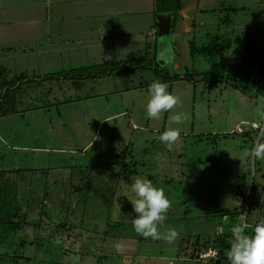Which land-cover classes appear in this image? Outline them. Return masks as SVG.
Listing matches in <instances>:
<instances>
[{
	"label": "rangeland",
	"instance_id": "1",
	"mask_svg": "<svg viewBox=\"0 0 264 264\" xmlns=\"http://www.w3.org/2000/svg\"><path fill=\"white\" fill-rule=\"evenodd\" d=\"M177 2L173 8L179 9L173 16V23L197 27L194 30L199 31L191 33L195 36L191 40L199 46L215 38L219 40L217 34H206V30L211 31L216 24L221 25L223 17L227 22L225 28L231 27L227 25L231 23L239 28L233 33L224 32L225 38L221 40L224 46L230 45L216 58L218 65L230 66L225 73L213 74L211 79L207 76L210 80L208 84L205 80L193 84L183 80L169 84L168 91L178 96L180 103L159 118H153L149 126L144 123L147 122L144 104L145 97L148 99L147 92L141 102L133 105L130 102L127 113L119 118L121 130L118 138L124 133L132 139L146 136L150 143L154 139V145L148 146L150 150L135 152L137 157L144 156L146 159H150L146 156L148 154L158 155L160 163L164 164L166 178L149 177V180L161 188L164 184L165 195L171 202L159 230L166 232L168 228H175L177 238L168 243L138 235L131 223L135 213L131 206L126 208V203L130 201L125 197H119L121 200L114 197L119 178L90 176L84 182L81 179V186L87 184L86 188L76 190L69 185L70 190L63 198L65 216L55 220L43 212L44 217L34 218L41 234L32 240H19L27 223L24 213H19L14 199L5 203L0 208V264H228L225 251L229 247L230 228L236 218L242 211L245 212L250 225L246 230L249 234L252 226L259 219H264V187L255 184L259 159L247 156L248 167L242 178L231 177L232 172L224 174L221 169L215 171L219 165L228 164L227 158L232 157L235 160L233 164H243L244 153L250 152L256 142H264V0ZM150 21H154L152 12ZM182 35L186 33L179 36ZM163 40L168 42L166 37ZM179 44L180 49H176L178 65L166 68L168 72L185 74L212 68L211 62L200 54L190 59L187 42L183 39H179ZM157 54L163 55V51ZM159 57L162 56L155 57L157 62L162 61ZM144 60V56L138 59L139 63ZM147 77H144L146 82L149 81ZM149 78L154 80L153 76ZM155 78H158L157 74ZM150 83L144 88L147 89ZM176 112L184 116L181 124H174L170 119V115ZM254 121L256 126H252ZM104 126L96 142L98 144L100 140L106 141L102 137L108 128ZM167 127L181 129L179 140L171 151L161 143L158 148L155 143L156 136ZM0 137V167L10 168L13 166L14 151L9 138L6 135ZM23 154V161H26L30 152ZM225 154L228 156L225 157ZM111 168L114 170L117 166ZM187 173L191 176H184ZM15 179L12 170L1 172L0 186L13 185ZM240 180L241 184L232 191V183ZM105 184L107 188L103 187ZM123 187L125 192L126 187ZM131 194L134 196V193ZM37 210L30 212L38 214ZM107 214L112 216L110 220ZM87 216L95 226L94 229L87 228L85 233L83 227ZM117 223L120 224L116 226ZM64 227L69 228L70 234L63 237L69 236V239H50ZM116 228L122 229L117 231ZM114 230L116 234H109ZM95 232L97 236L93 234ZM21 248L27 250L26 255L19 254Z\"/></svg>",
	"mask_w": 264,
	"mask_h": 264
},
{
	"label": "crops",
	"instance_id": "2",
	"mask_svg": "<svg viewBox=\"0 0 264 264\" xmlns=\"http://www.w3.org/2000/svg\"><path fill=\"white\" fill-rule=\"evenodd\" d=\"M177 1L0 0V136L9 138L14 151L13 166L0 167V173L12 170L16 178L15 207L19 213H24L27 221L19 236L22 242L41 234L34 218L44 217L43 212L55 220L65 216L63 198L70 190L69 185L76 190L88 187L87 184L81 186V179L84 182L90 176H117L119 181L114 197L121 200L119 197L127 198L121 194L123 185L128 196L133 197L130 186L137 177L166 178L164 164L160 163L158 155L148 154L150 159H146L137 157L135 152L150 150L148 146L154 145V139L151 143L143 135L132 139L123 132L118 138V132L119 118L127 113L130 102L132 105L141 102L147 92L144 86L153 81L149 77L156 79V74L145 64L158 63L165 70L177 66L179 39L188 45V40L191 41L193 34L199 31L194 30L197 27L173 23V16L179 9L173 8ZM151 12L154 15L152 23ZM158 13L171 14L169 28L157 26ZM135 16L137 18H132ZM225 23L223 17L221 25L216 24L211 31L206 30V34H217L219 40L215 39L222 44L224 32L239 30L232 23L227 24L231 27L225 28ZM181 33L186 35L179 36ZM164 37L168 42L163 40ZM161 50L163 55L157 54ZM143 56L145 60L137 61V68L112 65ZM156 56H162L159 57L162 61L157 62ZM194 58L197 55L190 57ZM217 66L223 68L222 74L230 67ZM75 68H87V71L76 77L63 76L64 72ZM145 76H148V82ZM156 80L168 86L175 82ZM146 102L145 97L144 104ZM152 121L147 118L145 126ZM256 124V121L252 122V126ZM103 126L108 128L109 134L104 133L102 138L106 141L100 140L98 144ZM155 143L157 147L160 144L158 140ZM26 151L30 155L23 161ZM227 159L228 164L219 165L215 171L221 169L224 174L232 172L231 177L242 178L248 167L247 156L244 155L241 165L233 164L232 157ZM257 162L255 184L264 187V160ZM111 166L118 169L113 170ZM241 182L232 183V191ZM126 204V208L131 206L130 202ZM3 205L1 203L0 208ZM31 210H37L38 214ZM107 215L110 220L112 216ZM86 218L85 233L87 228L94 229L95 226L88 216ZM64 228L50 239H69V236L63 237L70 234L69 228ZM120 229L116 228L117 231ZM93 234L97 236L98 233ZM19 254L26 255L27 250L21 248Z\"/></svg>",
	"mask_w": 264,
	"mask_h": 264
},
{
	"label": "clouds",
	"instance_id": "3",
	"mask_svg": "<svg viewBox=\"0 0 264 264\" xmlns=\"http://www.w3.org/2000/svg\"><path fill=\"white\" fill-rule=\"evenodd\" d=\"M148 99L145 104L146 118H159L164 112L173 109L180 103V98L168 91V85L160 80H153L147 88ZM170 119L174 124H181L184 116L180 112L172 113ZM181 129L167 127L160 132L156 139L171 151L179 140ZM255 159L264 160V142H256L250 152ZM131 192L134 196L129 198L127 192H122L131 203L133 230L144 238L152 240H164L172 243L178 236L175 228H168L161 232L165 214L170 208V200L165 195L163 188L153 184L145 177H137L131 183ZM120 194V195H121ZM250 225L244 211L236 218L231 226V239L229 247L225 251L228 264H264V219H259L252 226L251 234L247 229Z\"/></svg>",
	"mask_w": 264,
	"mask_h": 264
},
{
	"label": "trees",
	"instance_id": "4",
	"mask_svg": "<svg viewBox=\"0 0 264 264\" xmlns=\"http://www.w3.org/2000/svg\"><path fill=\"white\" fill-rule=\"evenodd\" d=\"M189 54L190 57L195 56L196 54L202 55V57L207 60L208 62H211L212 68L209 70L201 71V72H185V74L178 75V74H169L161 65L158 63H155L153 65L145 64V66H148L149 68L153 69L155 74H157L159 79L165 80V81H178V80H183L189 83H196L198 81H206L205 84H208L210 80H207L211 75L213 74H221L222 73V67H218L217 64L215 63L216 55L219 50H221L224 46L220 44L216 39L211 40L205 45H197L195 44L192 40L189 41ZM138 58H135L134 60L131 59L129 61H124V62H114L112 63L113 66L117 68H137V62ZM137 62V63H136ZM144 66V67H145ZM228 69V68H227ZM87 68H75V69H70L67 70L66 72L63 73V76H68V77H76L80 72L81 74L86 72ZM197 76L196 78L192 77ZM211 79V77H210ZM2 189H4V192L1 191L0 189V202L6 205L5 203L9 202L10 200L14 199L13 202H15V192H14V187L15 184L13 185H6L2 184L0 186ZM12 198V199H11ZM0 203V204H1ZM3 207V206H2Z\"/></svg>",
	"mask_w": 264,
	"mask_h": 264
},
{
	"label": "water",
	"instance_id": "5",
	"mask_svg": "<svg viewBox=\"0 0 264 264\" xmlns=\"http://www.w3.org/2000/svg\"><path fill=\"white\" fill-rule=\"evenodd\" d=\"M157 26L161 28H169L171 26V14L169 13H158Z\"/></svg>",
	"mask_w": 264,
	"mask_h": 264
}]
</instances>
